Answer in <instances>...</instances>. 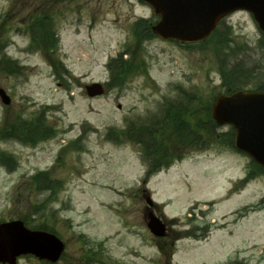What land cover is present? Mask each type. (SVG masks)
Instances as JSON below:
<instances>
[{
	"label": "rangeland",
	"instance_id": "374dc122",
	"mask_svg": "<svg viewBox=\"0 0 264 264\" xmlns=\"http://www.w3.org/2000/svg\"><path fill=\"white\" fill-rule=\"evenodd\" d=\"M46 15L59 39L55 54L69 70L65 79L56 78L52 62L31 45L28 23ZM141 19L156 21L139 0H0V60L23 67L16 72L2 64L6 72H0V88L11 98L9 106L0 99V221L23 217L30 228H53L66 243L58 264L79 261L88 246H99L94 250L103 252V264H169L172 250L171 264H225L233 257L264 264V202L254 207L264 200V173L254 169L253 179L240 183L255 167L230 148V126L215 132L206 126L214 136L202 134L209 143L204 151L197 150L198 137L185 146L174 136H153L162 134L168 107L192 94L196 118H207L212 98L225 91L222 65L237 72L243 90L263 85V33L241 10L227 16L204 46L188 47L149 36L148 29L134 34ZM121 51L129 52L128 65L143 60L148 73L120 77L121 85L89 98L85 85L108 83L107 64ZM47 106L42 141L3 139L17 117L33 127ZM129 128L130 140L122 133ZM145 128V140L157 151L166 144L167 156L184 153L146 186L147 156L143 144L132 141ZM42 173L47 179L35 180ZM147 197L169 225L172 241L150 233L143 214ZM209 230L214 235L201 241ZM18 264L40 263L24 258Z\"/></svg>",
	"mask_w": 264,
	"mask_h": 264
},
{
	"label": "water",
	"instance_id": "95a60500",
	"mask_svg": "<svg viewBox=\"0 0 264 264\" xmlns=\"http://www.w3.org/2000/svg\"><path fill=\"white\" fill-rule=\"evenodd\" d=\"M162 17L155 30L164 38L198 41L208 37L228 13L250 11L264 31V0H145ZM91 96L102 94L100 85L88 87ZM6 103L9 99L0 92ZM213 115L219 124L232 123L237 130V146L264 166V94L238 92L222 96ZM148 227L157 236L165 235V225L151 216ZM63 244L55 236L29 231L21 222L0 225V261L15 264L21 254L31 253L56 261Z\"/></svg>",
	"mask_w": 264,
	"mask_h": 264
},
{
	"label": "trees",
	"instance_id": "16d2710c",
	"mask_svg": "<svg viewBox=\"0 0 264 264\" xmlns=\"http://www.w3.org/2000/svg\"><path fill=\"white\" fill-rule=\"evenodd\" d=\"M39 25L40 26H38V28H37L38 36L35 37V41L37 42L36 43L37 46L40 48H44V49H46L47 47H50V45L55 46L57 40H55V41L52 40L50 34L47 33L48 27L46 26V24H44L42 22ZM217 35H218V33H216V36ZM226 43H228V42H226ZM221 44H223L222 40L216 42V46H217L218 50H219V48L221 49ZM222 63L224 64L223 61H222ZM121 71L122 70L117 69V71L114 72L113 77L117 79L121 75ZM222 76H223L224 82L227 86L233 87L237 83V80H238L237 72L232 71V70H230V71L224 70L223 66H222ZM259 90L264 91V86L259 87ZM188 100H191V98ZM189 102L190 101L187 102L188 107L186 109H184L182 118L174 121L173 123L164 124L168 128L167 131L168 132L171 131V132L175 133V135L178 136V138L181 137L180 140L183 143L193 141L197 136H200V132L207 131L206 126H210L211 131H213L214 129L217 128V126L213 123L210 115L207 116V118H204V117H203V119L199 118L197 123H195V125H192L191 121L189 120L191 118H188V115H189V113H191L193 111V108ZM164 125L162 126V130L164 129V131H165ZM39 126L40 125L36 126V128H32L30 130H28V129L24 130L23 129L20 133H19V131H17V132L15 131L13 133L8 134V136H14V137L18 138L20 141L26 140L24 143H36V140L41 141L42 139H44L43 138L44 136L42 135L43 130H39ZM231 140L233 142V134H232ZM153 167H155V166H153ZM256 168L260 169V166L256 165ZM253 175L254 174L251 173L249 175V177H252ZM40 177L42 179L43 176L40 175ZM40 177H36V178L39 179ZM46 177H43V178L47 179ZM43 187H44V189H50V187L48 185L41 186L40 188H43Z\"/></svg>",
	"mask_w": 264,
	"mask_h": 264
},
{
	"label": "flooded vegetation",
	"instance_id": "af4514ba",
	"mask_svg": "<svg viewBox=\"0 0 264 264\" xmlns=\"http://www.w3.org/2000/svg\"><path fill=\"white\" fill-rule=\"evenodd\" d=\"M144 211H145V213H147L149 211V209L145 208ZM86 260H87V256H82L81 255V257H79V261H74L72 264H89V262L88 261L86 262ZM92 261L94 262V264H97L99 262L98 256L93 257ZM39 262H43V263H46V264H51V263H48L46 261H39Z\"/></svg>",
	"mask_w": 264,
	"mask_h": 264
}]
</instances>
